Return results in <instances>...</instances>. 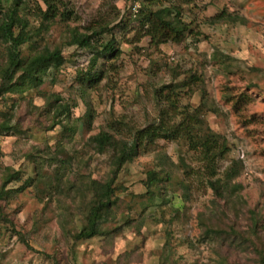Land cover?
Returning a JSON list of instances; mask_svg holds the SVG:
<instances>
[{
	"label": "rangeland",
	"instance_id": "1",
	"mask_svg": "<svg viewBox=\"0 0 264 264\" xmlns=\"http://www.w3.org/2000/svg\"><path fill=\"white\" fill-rule=\"evenodd\" d=\"M62 1L72 10L65 22H40L34 9L36 2L45 9L41 0H24L21 11L32 32L42 28L22 54L60 45L59 71L35 89L0 96V123L11 127L0 132V185L8 169L19 172L0 198L8 219L0 224V264H258L256 248L264 253V0L181 4L184 39L158 44L125 10L130 0ZM222 11L234 20H222ZM100 26L106 29L93 37L96 50L113 39L117 52L92 65L94 52L69 45L68 31L91 35ZM3 50L0 45V59ZM90 67L101 76L81 90ZM61 103L69 107L63 123L76 124L66 143L54 116ZM183 109L199 114L204 128L227 143L213 179L229 184L230 198L210 188V170L183 138H145L144 150L117 174L102 225L110 234L74 241L90 181H105L113 168L114 151L98 153L88 139L102 130L135 137L160 121L171 125ZM58 144L65 145L72 169L52 191L38 180L34 161L56 156ZM53 168L48 164L43 175L50 177ZM150 170L164 180L148 193ZM250 210L259 221L255 237ZM230 230L244 239L234 240Z\"/></svg>",
	"mask_w": 264,
	"mask_h": 264
},
{
	"label": "trees",
	"instance_id": "2",
	"mask_svg": "<svg viewBox=\"0 0 264 264\" xmlns=\"http://www.w3.org/2000/svg\"><path fill=\"white\" fill-rule=\"evenodd\" d=\"M190 1L141 0L140 3L142 4H140L139 10L134 14V19L139 21L140 26L145 31L144 35L148 36L153 43L158 44V42L165 43L168 41L180 43L187 32V25L181 19L182 15L179 5L189 3ZM41 2L45 6V9H41L38 2H36L34 9L39 16L40 22L46 21L50 25L54 24V21L65 22L72 16V10L66 8L62 0H41ZM24 8V0H0V45L4 46L3 57L0 59V96H3L7 92H24L39 87L44 83L46 75L50 72H53V75L59 71V67L64 60L61 55L60 45L55 46L53 49L46 46L41 50H34L27 55L22 54L21 47L26 43L34 42V37L39 36L40 30H42L40 27L33 32L29 29L27 19L21 14ZM224 12L222 11L218 15L222 20H234L232 14ZM238 19L240 17L236 16V20ZM105 29L104 26H100L97 30L93 29L91 35L69 30V40L67 43L69 45H77L80 48H90L94 52V57L92 58V65H94L93 63L101 56L108 57L117 52L113 39L105 43L101 42L99 44L100 49L96 50L92 41L93 37L102 34ZM100 76L99 72L90 67L80 80L79 88L81 90L88 89L89 82H96ZM54 109V116H59V119L55 122L58 124L62 123L64 133L69 136L68 140H61L62 143H66L73 138L76 132V124L63 123L69 122V107L66 103H61ZM193 112L184 109L181 111L177 110L176 117L178 120L176 122L169 125V123L160 121L150 131H143L135 137L118 138L115 132L102 130L88 139V144H92L98 153H103L105 150L114 151L112 155L113 168L105 181H90L89 185L91 187L89 191H86L90 198L87 206L88 209L83 218V225L74 233H71V238L74 241L88 239L95 235L110 234L109 230L102 225L108 219L110 206L114 203L112 195L117 174L124 164L131 161L144 150L143 147H146V145L142 141L145 138L151 142L156 138L168 140L183 138L190 150H194L201 155L202 160L205 162V167L210 170L208 176L210 188L216 194H220V197L225 193L230 198L228 194L230 190L229 184L222 182V180L213 179L216 172V162L227 151V143L225 140L221 142L218 134H214L208 128H204V123L200 120L199 114L195 115ZM10 128V125L6 122L0 123V132L7 131ZM58 145L60 146L56 149V156L42 154L37 157L42 162L39 163L38 160L34 161L35 173L38 180L45 185L44 188L51 189L52 191L58 189L60 184L63 185L62 177L67 174L68 170L72 169L71 157L66 154L65 145ZM58 155H65V157L59 158ZM48 164H52L54 167L50 177L43 175V170ZM159 173L156 170H150L146 173L144 186L148 193H151L150 188L158 185L161 180H164L159 177V175L161 176V173ZM18 179L19 172L8 169V172L1 180L0 198L6 197L11 192V189H6L7 185L12 180ZM70 185L71 183L69 182ZM239 187L240 185L237 184L236 190ZM250 213L251 224L249 225V234L255 237L259 221L257 214L253 210H250ZM3 221L8 222V219L0 209V224L4 223ZM230 232H233L231 235L234 237V240L236 238L238 240L244 239L240 233L233 230H230ZM247 240L250 241V239ZM256 253L259 257L258 264H264L263 251L256 248Z\"/></svg>",
	"mask_w": 264,
	"mask_h": 264
},
{
	"label": "built area",
	"instance_id": "3",
	"mask_svg": "<svg viewBox=\"0 0 264 264\" xmlns=\"http://www.w3.org/2000/svg\"><path fill=\"white\" fill-rule=\"evenodd\" d=\"M130 1H128L127 5L125 6V10H128L127 11L128 14L134 15L140 8V5H139L140 1L139 0H133L132 3ZM125 10H123V12Z\"/></svg>",
	"mask_w": 264,
	"mask_h": 264
}]
</instances>
